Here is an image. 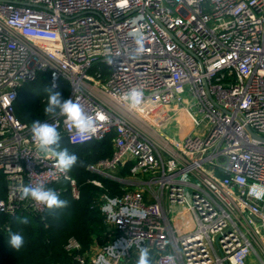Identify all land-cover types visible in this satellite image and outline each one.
I'll return each mask as SVG.
<instances>
[{
	"label": "built area",
	"instance_id": "obj_1",
	"mask_svg": "<svg viewBox=\"0 0 264 264\" xmlns=\"http://www.w3.org/2000/svg\"><path fill=\"white\" fill-rule=\"evenodd\" d=\"M41 74L55 91L68 83L67 99L97 130L81 137L60 115L43 122L71 145L110 136L111 155L86 171L121 189L89 180L104 190L110 241L87 257L69 239L76 264H131L141 248L151 264L264 257V0H0V214L9 217L47 210L21 200L23 186L64 181L80 198L15 116L19 89ZM134 88L136 108L125 98Z\"/></svg>",
	"mask_w": 264,
	"mask_h": 264
},
{
	"label": "trees",
	"instance_id": "obj_2",
	"mask_svg": "<svg viewBox=\"0 0 264 264\" xmlns=\"http://www.w3.org/2000/svg\"><path fill=\"white\" fill-rule=\"evenodd\" d=\"M47 87H49L48 78L41 74L34 82L25 84L19 89L15 102V116L21 122L32 124L35 120L43 122L51 118L44 112L49 95L45 91ZM56 91L61 93L63 99H67L68 83L61 81ZM60 147L67 148L70 154L78 157L77 165L69 172L78 183L80 198L73 199L67 190L68 185L63 182L49 188L59 191V198L68 202L67 207L53 210L47 208L42 215L24 214L9 217L0 214V264H73L76 252L66 248L69 239H75L80 244L79 253L88 252L94 241L101 246L110 241L111 232L104 224L99 210V197L104 190L86 182L89 175L85 167L111 155V137L83 145H71L62 139ZM97 178L111 195L121 193L120 186L116 182ZM4 190L5 181L0 175L1 197L4 195ZM24 217L28 218L27 224L20 223V219ZM13 233H19L24 237L25 244L19 251L14 250L9 244Z\"/></svg>",
	"mask_w": 264,
	"mask_h": 264
},
{
	"label": "clouds",
	"instance_id": "obj_3",
	"mask_svg": "<svg viewBox=\"0 0 264 264\" xmlns=\"http://www.w3.org/2000/svg\"><path fill=\"white\" fill-rule=\"evenodd\" d=\"M137 48L135 53L141 54L144 50L143 40H136ZM111 63V61H109ZM56 84H52L45 89L48 92L47 105L44 112L47 116L55 118L57 115L65 117V122L69 124L81 137L91 136L96 132V119L90 116L84 106L74 99H63L60 92L55 91ZM143 92L139 89H132L125 97L130 107L136 108L142 101ZM104 119V117H100ZM33 140L38 144L39 148L50 153L56 161V168L61 173L70 171L78 163V157L70 154L67 148L60 147L61 135L57 130L55 123L49 124L35 120L31 126ZM82 163V162H81ZM31 199L37 204L45 205L49 210L67 207V201L59 198L56 190L46 188L40 183L35 186H23L20 192V199ZM20 223L27 224L28 218L20 219ZM10 246L19 251L25 244L23 235L13 233L9 239ZM137 264H151L150 250L141 248L139 250V258Z\"/></svg>",
	"mask_w": 264,
	"mask_h": 264
},
{
	"label": "rangeland",
	"instance_id": "obj_4",
	"mask_svg": "<svg viewBox=\"0 0 264 264\" xmlns=\"http://www.w3.org/2000/svg\"><path fill=\"white\" fill-rule=\"evenodd\" d=\"M175 128V126L172 124L169 128H168V131H170L169 132V134H172L171 133V131H173V129ZM167 131V130H166ZM100 160V159H99ZM98 161V160H97ZM96 161V162H97ZM95 163V162H94ZM91 164V163H90ZM86 167H87V165H86ZM86 167H85V171H86ZM68 173H69V175H70V177L73 179V180H75V178L72 176V174L68 171ZM88 179L86 180V182L87 183H89V180H91V179H96V180H99L100 181V179L99 178H97V177H100V178H104V177H102V176H97V175H95V174H92V173H90V172H88ZM64 181H60V182H58V183H56V184H54L55 186L56 185H59V184H61V183H63ZM75 183H76V186H77V188L79 189V187H78V183H77V181L75 180ZM90 184V183H89ZM103 184V183H102ZM103 186H104V184H103ZM67 190L69 191V186H67ZM69 193H70V191H69ZM70 195H71V193H70ZM71 197H72V195H71ZM73 198V197H72ZM74 199V198H73ZM247 264H264V257H261V260H259L258 258H256V257H254V256H252V257H250L249 258V260H248V263Z\"/></svg>",
	"mask_w": 264,
	"mask_h": 264
},
{
	"label": "crops",
	"instance_id": "obj_5",
	"mask_svg": "<svg viewBox=\"0 0 264 264\" xmlns=\"http://www.w3.org/2000/svg\"><path fill=\"white\" fill-rule=\"evenodd\" d=\"M101 245L97 243V241H94L91 245L90 249L87 252V257H90L94 253H96L100 249ZM73 264H76L75 262ZM131 264H137V261L134 259Z\"/></svg>",
	"mask_w": 264,
	"mask_h": 264
},
{
	"label": "water",
	"instance_id": "obj_6",
	"mask_svg": "<svg viewBox=\"0 0 264 264\" xmlns=\"http://www.w3.org/2000/svg\"><path fill=\"white\" fill-rule=\"evenodd\" d=\"M263 141H264V139H262ZM150 254H151V252H150Z\"/></svg>",
	"mask_w": 264,
	"mask_h": 264
}]
</instances>
